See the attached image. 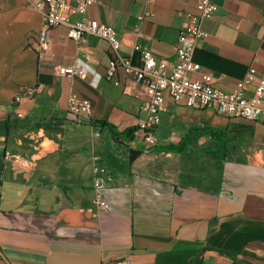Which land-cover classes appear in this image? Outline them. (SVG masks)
I'll return each mask as SVG.
<instances>
[{
	"label": "crops",
	"instance_id": "crops-1",
	"mask_svg": "<svg viewBox=\"0 0 264 264\" xmlns=\"http://www.w3.org/2000/svg\"><path fill=\"white\" fill-rule=\"evenodd\" d=\"M38 1L0 0V264H264V121L167 97L146 147L125 133L145 117L143 85L120 68L118 85L107 76L100 36L77 43L58 25L40 53ZM212 1L190 75L225 91L247 79L250 95L264 78V0ZM196 2L95 0L86 15L113 26L132 63L150 51L170 72ZM69 62L86 78L55 72ZM71 93L90 116L68 111ZM95 165L107 211L93 202Z\"/></svg>",
	"mask_w": 264,
	"mask_h": 264
},
{
	"label": "built area",
	"instance_id": "built-area-1",
	"mask_svg": "<svg viewBox=\"0 0 264 264\" xmlns=\"http://www.w3.org/2000/svg\"><path fill=\"white\" fill-rule=\"evenodd\" d=\"M95 0H80L71 4L69 0H39L35 6L45 21V26L38 35L40 53L47 51L50 46V31L52 27L63 25L67 28L68 36L75 42L87 34L100 36L109 42L113 54L109 62L107 76L118 85L116 71L120 68L128 76L143 85L145 98L141 102V109L145 117L137 121L132 136L146 147L156 143L152 126L160 121L161 114L167 111L166 98L190 107H214L224 116H239L246 120L264 121V78L259 79L252 94L247 95V79L237 82L231 91L222 90L210 82L207 73L199 78H193L192 71L199 69V64L193 59V50L200 40L208 35L203 27V21L210 18L217 10V4L212 0H197L196 13H188L183 26L177 34L175 44L176 60L168 72V62L156 58L150 51L142 53V64L136 65L128 57L120 54V39L113 26L101 23L95 18L86 15L87 8ZM152 2L154 0H147ZM79 14L77 19L72 15ZM140 19L143 14L138 16ZM59 75H79L86 78V70L78 62L59 64L55 67ZM35 89L28 87L15 95L14 101L19 102L23 96L31 97ZM67 109L75 115L90 116L91 102L71 93L67 99ZM98 134V133H97ZM103 168L94 166V196L93 202L101 210L110 208L109 202L103 194L107 179L99 174ZM112 264H128L125 260H118Z\"/></svg>",
	"mask_w": 264,
	"mask_h": 264
},
{
	"label": "trees",
	"instance_id": "trees-1",
	"mask_svg": "<svg viewBox=\"0 0 264 264\" xmlns=\"http://www.w3.org/2000/svg\"><path fill=\"white\" fill-rule=\"evenodd\" d=\"M98 123H100V125H109V124H107V122L105 120H100V121H98ZM108 127L111 129L112 126L109 125ZM132 131H133V129H130V130L126 131L125 133H127V135L131 137ZM111 132H112V134H116L113 131H111Z\"/></svg>",
	"mask_w": 264,
	"mask_h": 264
}]
</instances>
